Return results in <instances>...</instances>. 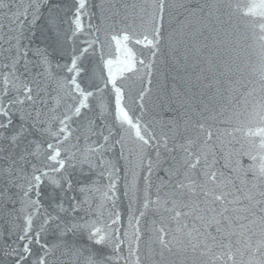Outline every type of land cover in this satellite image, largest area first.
<instances>
[{
	"label": "snow or ice",
	"instance_id": "6c2138e0",
	"mask_svg": "<svg viewBox=\"0 0 264 264\" xmlns=\"http://www.w3.org/2000/svg\"><path fill=\"white\" fill-rule=\"evenodd\" d=\"M0 264H264V0H0Z\"/></svg>",
	"mask_w": 264,
	"mask_h": 264
},
{
	"label": "water",
	"instance_id": "95a60500",
	"mask_svg": "<svg viewBox=\"0 0 264 264\" xmlns=\"http://www.w3.org/2000/svg\"><path fill=\"white\" fill-rule=\"evenodd\" d=\"M241 7H243V3H241ZM224 19H227V17H225ZM245 22V18H243L242 16H240L239 14H237L236 16L233 17V23H241L243 24Z\"/></svg>",
	"mask_w": 264,
	"mask_h": 264
}]
</instances>
